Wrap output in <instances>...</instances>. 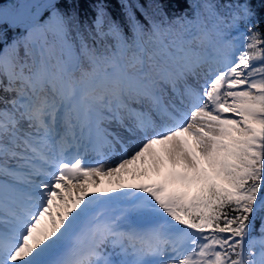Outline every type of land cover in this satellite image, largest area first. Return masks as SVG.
I'll return each instance as SVG.
<instances>
[{
	"label": "snow or ice",
	"instance_id": "6c2138e0",
	"mask_svg": "<svg viewBox=\"0 0 264 264\" xmlns=\"http://www.w3.org/2000/svg\"><path fill=\"white\" fill-rule=\"evenodd\" d=\"M185 2L0 3V264H264V33Z\"/></svg>",
	"mask_w": 264,
	"mask_h": 264
},
{
	"label": "trees",
	"instance_id": "16d2710c",
	"mask_svg": "<svg viewBox=\"0 0 264 264\" xmlns=\"http://www.w3.org/2000/svg\"><path fill=\"white\" fill-rule=\"evenodd\" d=\"M99 2L100 0H79V13L81 19L83 20L88 18L90 21L91 18L95 16L94 5ZM133 2H136V0H133ZM0 3L6 5L7 0H0ZM104 3L109 5V11L113 14L114 18L122 19L117 0H104ZM138 3L145 4L147 6L146 9H141V11H146L149 15L153 12L151 7L153 3H165V11L168 13L169 18L182 14L188 7L185 0H138ZM248 3L254 12V16L252 18L253 23L257 25L258 31L264 33V0H248ZM137 16L140 17V12H137Z\"/></svg>",
	"mask_w": 264,
	"mask_h": 264
},
{
	"label": "bare ground",
	"instance_id": "6f19581e",
	"mask_svg": "<svg viewBox=\"0 0 264 264\" xmlns=\"http://www.w3.org/2000/svg\"><path fill=\"white\" fill-rule=\"evenodd\" d=\"M0 107H3L0 105ZM150 223H139V222H135L134 226H138V227H147L149 226Z\"/></svg>",
	"mask_w": 264,
	"mask_h": 264
},
{
	"label": "rangeland",
	"instance_id": "374dc122",
	"mask_svg": "<svg viewBox=\"0 0 264 264\" xmlns=\"http://www.w3.org/2000/svg\"><path fill=\"white\" fill-rule=\"evenodd\" d=\"M45 2V0H43L42 1V3H44ZM1 106H3V105H1ZM136 222H139V223H150V221L149 220H138V221H136Z\"/></svg>",
	"mask_w": 264,
	"mask_h": 264
},
{
	"label": "water",
	"instance_id": "95a60500",
	"mask_svg": "<svg viewBox=\"0 0 264 264\" xmlns=\"http://www.w3.org/2000/svg\"><path fill=\"white\" fill-rule=\"evenodd\" d=\"M43 0H37V2L42 3ZM8 4L12 2V0H7ZM43 11V9L41 10Z\"/></svg>",
	"mask_w": 264,
	"mask_h": 264
}]
</instances>
